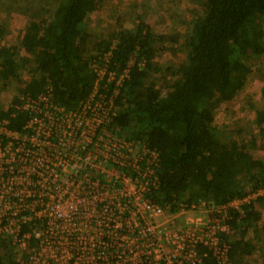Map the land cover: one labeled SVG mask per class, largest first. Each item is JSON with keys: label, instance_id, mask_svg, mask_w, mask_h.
I'll use <instances>...</instances> for the list:
<instances>
[{"label": "trees", "instance_id": "16d2710c", "mask_svg": "<svg viewBox=\"0 0 264 264\" xmlns=\"http://www.w3.org/2000/svg\"><path fill=\"white\" fill-rule=\"evenodd\" d=\"M53 1L51 18L32 19L22 35L25 56L15 47L0 46V93L9 83L18 93L7 108L0 97V120L21 130L28 115L15 108L20 97H36L49 86L57 103L76 106L94 88L96 57L111 50L109 69L120 73L134 57L135 62L120 87L117 114L110 125L127 139L160 151L159 185L149 195L154 201L175 212L181 203H227L246 193L248 184L264 187V160L251 152L256 139L224 140L214 124L215 109L246 86L250 61L264 55V0H205L202 14L193 18L182 41L185 60L170 68L168 79L159 84L147 81L151 72L160 71L154 60L156 43L164 36L141 23L136 30L119 31L113 49V38H98L93 53L86 17L101 0ZM26 68L31 70L29 80L22 78ZM245 178L248 182L243 183ZM259 215L254 206L247 207L244 218L237 221L233 214L230 222L240 229L241 222L250 224ZM245 234L242 230L230 243L233 264H243L254 248ZM18 254L10 240L0 238V264H21ZM202 264L217 262L209 253Z\"/></svg>", "mask_w": 264, "mask_h": 264}, {"label": "built area", "instance_id": "2783aa9c", "mask_svg": "<svg viewBox=\"0 0 264 264\" xmlns=\"http://www.w3.org/2000/svg\"><path fill=\"white\" fill-rule=\"evenodd\" d=\"M111 57H96L94 88L76 106L57 103L49 86L20 97L21 130L0 120V238L21 264H202L209 253L233 264L230 221L256 207L264 187L175 212L154 201L160 151L110 125L135 57L120 73L109 69Z\"/></svg>", "mask_w": 264, "mask_h": 264}, {"label": "rangeland", "instance_id": "374dc122", "mask_svg": "<svg viewBox=\"0 0 264 264\" xmlns=\"http://www.w3.org/2000/svg\"><path fill=\"white\" fill-rule=\"evenodd\" d=\"M205 0H101L98 9L86 17V26L91 34L88 47L95 53L94 42L98 38L116 39L122 29L136 30L144 23L165 38L156 45L158 51L155 63L160 71L151 72L147 82L160 83L170 76V68H176L186 57L182 41L190 33L191 22L196 15L202 14ZM53 0H0L1 47H15L20 56H25L21 48V38L32 19L51 18L55 10ZM177 39V40H175ZM252 72L246 86L228 102L215 109V126L224 140L239 143L256 139L252 154L264 160V55L250 61ZM31 68V67H30ZM30 69L22 70V78L29 80ZM18 94L16 86L8 84L0 93L3 105L7 108ZM243 183L248 178L242 179ZM250 184L247 185V187ZM255 209L259 218L234 227L232 240L246 230L245 240L252 243L253 250L245 256L243 264H264V199ZM240 223V222H239ZM248 225V226H247ZM246 227H249L248 229Z\"/></svg>", "mask_w": 264, "mask_h": 264}]
</instances>
